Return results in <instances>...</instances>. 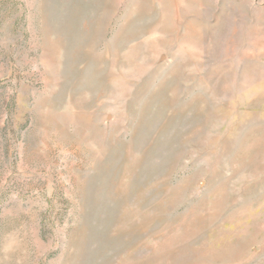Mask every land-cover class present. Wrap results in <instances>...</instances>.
Segmentation results:
<instances>
[{"label": "rangeland", "instance_id": "obj_1", "mask_svg": "<svg viewBox=\"0 0 264 264\" xmlns=\"http://www.w3.org/2000/svg\"><path fill=\"white\" fill-rule=\"evenodd\" d=\"M0 264H264V0H0Z\"/></svg>", "mask_w": 264, "mask_h": 264}]
</instances>
